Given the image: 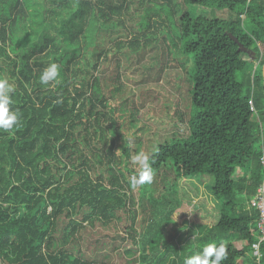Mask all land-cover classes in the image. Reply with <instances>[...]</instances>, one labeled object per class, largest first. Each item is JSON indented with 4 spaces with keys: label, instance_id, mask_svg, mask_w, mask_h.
Returning a JSON list of instances; mask_svg holds the SVG:
<instances>
[{
    "label": "trees",
    "instance_id": "1",
    "mask_svg": "<svg viewBox=\"0 0 264 264\" xmlns=\"http://www.w3.org/2000/svg\"><path fill=\"white\" fill-rule=\"evenodd\" d=\"M132 15L136 30L121 34ZM163 32L180 57L176 88L188 90L185 109L171 103L165 116L171 110L187 130L148 148L153 182L133 189L144 126L126 107L119 75L102 72L118 70V54L127 63L159 39L166 45ZM229 35L254 53L253 75L251 56ZM51 63L60 66L58 82L42 84ZM263 63L264 0H0V78L14 87L10 111L19 113V127L0 130V264H184L212 242L227 245L221 264H264V241L259 256L251 247L263 176ZM201 176L212 177L218 217L196 224L195 244L179 247L166 239L181 204L178 181ZM111 226L117 233L105 234ZM96 233L120 239L110 244L116 262L105 260L109 243Z\"/></svg>",
    "mask_w": 264,
    "mask_h": 264
},
{
    "label": "rangeland",
    "instance_id": "2",
    "mask_svg": "<svg viewBox=\"0 0 264 264\" xmlns=\"http://www.w3.org/2000/svg\"><path fill=\"white\" fill-rule=\"evenodd\" d=\"M184 10L188 13L192 12L197 16L207 18L215 16L219 19H227L229 17L228 12L224 10L218 11L200 6H187ZM130 11H132L131 13L133 14L137 12L134 5L131 6ZM135 16L132 15L131 18H129L130 22L129 24L127 23L126 28L120 32L121 34L125 35L129 33V30H136L137 20ZM174 30L175 26L171 27V31ZM104 35H106V33L102 34V36ZM123 35H118V39L124 37ZM160 37H165L167 39L166 45L161 44L160 42H162V40L159 39L158 43H152L150 48L146 47L145 52L140 55H132V60L127 63L124 58L118 54L115 56V59L117 61L119 60L118 70H114L112 66L110 69L102 72V77L112 79L115 78L116 74L119 75V81L123 85V93L129 97L126 107H128L127 109L129 110H135L136 117L139 119L138 121L144 126L145 133L142 134L143 138L141 140L143 145L141 150L146 153H149L148 148L154 149L157 144L169 142L170 139L174 137L180 138L187 130L185 127L186 122H180L176 116H172L171 110L169 112L170 116H165L167 113L166 109L171 103L180 104V108L184 106L188 90H186V88L183 89V85H180V88H176L178 84L176 83V79L178 78H176L174 74L180 75L179 77L183 75L177 63L180 60V57H178L179 53L174 51V46L168 39V34L166 32H163ZM111 40V36H104L101 43L107 46L110 44ZM168 45H171L172 48ZM243 57V59L249 60V57ZM256 62L258 63L255 59L251 61L253 65L252 75L256 67ZM113 64L114 63H111V65ZM211 185L212 177L210 176L194 177L178 181L181 204L178 208L175 207L174 209V214L169 222V232L166 235L167 240L173 239L175 244L179 247L187 241H191L195 244L199 236L196 224L202 223L207 226L216 222L218 208L213 205L209 196V194H211ZM182 189L186 194H183L184 192L182 193ZM139 209L141 208H138V210ZM147 211L148 210L145 212L147 213ZM142 212L141 210V213ZM145 216L147 217L148 215L145 214ZM155 216L156 218L160 217V215ZM184 220L188 221L186 226H182ZM177 226L180 228L175 232ZM113 229V226H111L106 229L104 233L110 235H113L114 232L117 233V231H112ZM145 231L146 230H143V232ZM118 232L122 233L121 231ZM105 234L96 233L93 238L104 239L109 243V245L105 247L106 249H102V252L105 251V260H113L116 262L118 260V255H116V252H112L111 245L120 246L121 241L118 238H116L115 241ZM88 240L89 243L85 245L87 250H89L88 246L92 239L89 237ZM239 246H241L240 243L237 247ZM117 248H119V252H122L120 247ZM247 256H250V252H247ZM91 257L94 258L92 254ZM235 264H242L241 260L237 259Z\"/></svg>",
    "mask_w": 264,
    "mask_h": 264
},
{
    "label": "clouds",
    "instance_id": "3",
    "mask_svg": "<svg viewBox=\"0 0 264 264\" xmlns=\"http://www.w3.org/2000/svg\"><path fill=\"white\" fill-rule=\"evenodd\" d=\"M60 66L51 63L40 75L39 80L47 85L50 81H57ZM58 82V81H57ZM15 91L7 78H0V130L11 134L14 126L19 127L18 110L10 111L13 104L11 94ZM132 162L139 167L137 175L131 177L130 186L135 189L145 184H151L155 176L152 164L155 162L154 155L139 151L132 157ZM228 257L227 245L221 242L218 246L215 242L205 245L201 252L187 257L184 264H221Z\"/></svg>",
    "mask_w": 264,
    "mask_h": 264
},
{
    "label": "built area",
    "instance_id": "4",
    "mask_svg": "<svg viewBox=\"0 0 264 264\" xmlns=\"http://www.w3.org/2000/svg\"><path fill=\"white\" fill-rule=\"evenodd\" d=\"M249 108L250 111L255 113V108L252 104V102H249ZM261 155H260V164L263 169V176L261 179V182L256 190L255 195V203L254 206L256 207L258 211V220L256 222V228H257V235L256 239L257 241L254 242L251 247L254 251V253L259 256V245L262 241H264V146L261 145Z\"/></svg>",
    "mask_w": 264,
    "mask_h": 264
},
{
    "label": "water",
    "instance_id": "5",
    "mask_svg": "<svg viewBox=\"0 0 264 264\" xmlns=\"http://www.w3.org/2000/svg\"><path fill=\"white\" fill-rule=\"evenodd\" d=\"M229 37L235 42L237 43L238 45V51L239 52H243L245 53L246 55H250L251 56V60H254V53L251 51V50H248L246 49L245 47H243L237 40V38L233 37L232 35H229ZM254 73V71H253ZM261 74H262V79H263V96H264V63L262 65V68H261ZM263 107H264V100H263Z\"/></svg>",
    "mask_w": 264,
    "mask_h": 264
},
{
    "label": "crops",
    "instance_id": "6",
    "mask_svg": "<svg viewBox=\"0 0 264 264\" xmlns=\"http://www.w3.org/2000/svg\"><path fill=\"white\" fill-rule=\"evenodd\" d=\"M210 225H211V224H209V227H210ZM239 243L241 244V246H239L238 248H241V247L243 246V242H239V241H238L237 243H235V245L238 246Z\"/></svg>",
    "mask_w": 264,
    "mask_h": 264
},
{
    "label": "bare ground",
    "instance_id": "7",
    "mask_svg": "<svg viewBox=\"0 0 264 264\" xmlns=\"http://www.w3.org/2000/svg\"><path fill=\"white\" fill-rule=\"evenodd\" d=\"M126 130V129H125ZM123 133V132H122ZM218 239V238H217Z\"/></svg>",
    "mask_w": 264,
    "mask_h": 264
}]
</instances>
